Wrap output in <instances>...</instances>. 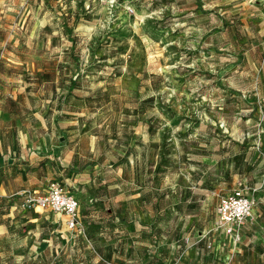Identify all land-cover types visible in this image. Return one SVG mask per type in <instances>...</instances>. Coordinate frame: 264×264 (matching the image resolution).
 <instances>
[{
  "label": "rangeland",
  "instance_id": "374dc122",
  "mask_svg": "<svg viewBox=\"0 0 264 264\" xmlns=\"http://www.w3.org/2000/svg\"><path fill=\"white\" fill-rule=\"evenodd\" d=\"M254 1L0 0V180L54 164L47 139L90 169L53 178L81 233L0 202V264H264ZM240 185L254 207L235 244L215 207Z\"/></svg>",
  "mask_w": 264,
  "mask_h": 264
},
{
  "label": "built area",
  "instance_id": "2783aa9c",
  "mask_svg": "<svg viewBox=\"0 0 264 264\" xmlns=\"http://www.w3.org/2000/svg\"><path fill=\"white\" fill-rule=\"evenodd\" d=\"M264 6V0H255ZM21 207L27 211H48L52 214L67 217L68 229L81 233L79 223L78 201L61 184L51 182L43 193L24 192ZM254 202L248 196V189L241 185L233 192L221 196L217 200L215 214L219 227L237 244L240 232L246 221L251 217Z\"/></svg>",
  "mask_w": 264,
  "mask_h": 264
},
{
  "label": "crops",
  "instance_id": "0c3cea01",
  "mask_svg": "<svg viewBox=\"0 0 264 264\" xmlns=\"http://www.w3.org/2000/svg\"><path fill=\"white\" fill-rule=\"evenodd\" d=\"M0 119L4 121L5 118L1 117ZM4 133H7V132H4ZM49 141H50V139L46 140V145L51 149V155L50 156H52V158H49V159H50V161H54V164H52L51 162L46 163V164H44V162H40V164H37L36 174H30L31 170L28 169L27 172H24L22 174L19 173V175H20L19 177L11 176V175H8L7 177H3L0 180V202H8L9 203L12 200H15V198L23 200L22 194L24 192H34V193H40L41 191L44 192L46 190L48 184L53 182V178H57L58 175H60L62 177V175L66 174V179H63V180H65V181L70 180V182H72L76 185H79V186L86 184V182H87L86 177L88 178L89 173H90L89 166L84 165L86 167L80 173H77V174L70 173V171H69L70 167L73 168L74 170H77V168H78L72 162L73 155H74L73 149H68L66 147V145H67L66 143H60V145L53 146L52 144H49ZM58 154L61 155L60 156V162L58 164H56V156ZM5 155L0 154V163L3 160H5ZM19 158H22V156H19L18 154H13V155H11L9 160L11 162H13ZM8 165H10V164H8ZM1 167H3V165L0 164V169H1L0 173H4L5 170H2ZM11 170H12V168H11ZM33 177H35V178H33ZM31 178H33L32 179L33 181L31 180ZM43 192H41V193H43ZM39 212H47L49 214H52L48 211H40L39 210ZM59 216L64 217L65 223L67 222V217H65L64 215H59ZM65 226H66V224H65Z\"/></svg>",
  "mask_w": 264,
  "mask_h": 264
},
{
  "label": "trees",
  "instance_id": "16d2710c",
  "mask_svg": "<svg viewBox=\"0 0 264 264\" xmlns=\"http://www.w3.org/2000/svg\"><path fill=\"white\" fill-rule=\"evenodd\" d=\"M236 161H240L241 160V157H235L234 158ZM86 166H80V167H78L77 168V170H74L73 168H69V171H70V173H72V174H77V173H80L84 168H85ZM145 198H142V200H144Z\"/></svg>",
  "mask_w": 264,
  "mask_h": 264
}]
</instances>
